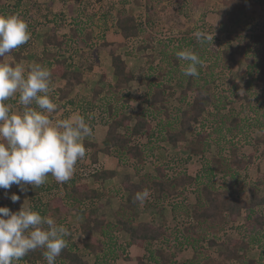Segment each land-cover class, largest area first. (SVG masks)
Returning a JSON list of instances; mask_svg holds the SVG:
<instances>
[{
	"label": "rangeland",
	"instance_id": "rangeland-1",
	"mask_svg": "<svg viewBox=\"0 0 264 264\" xmlns=\"http://www.w3.org/2000/svg\"><path fill=\"white\" fill-rule=\"evenodd\" d=\"M58 1L54 2L55 5L52 8L65 14L64 20H66L67 24L73 23L70 21L71 18L73 19V16L70 15L69 11H76L75 13L77 14L78 11L82 12L84 9L83 11L86 13L91 14L96 11L99 14L96 18L97 26L95 24L88 26L91 27V33L85 34L84 39L86 40L80 39L81 43L77 42L76 45L71 44V31L63 25L64 23L60 20V16L56 13L48 15L51 19H55L54 25L59 23V26L55 27V33L60 35L59 37L64 41L61 48V56H66V63H73L72 61L74 60V65L79 60L77 54L83 53L81 56L84 61L82 63L83 67H87L88 64L92 66L96 64L98 49L101 48L100 54L102 53V56L105 55L106 51L101 46V41L105 38L104 35L107 36L113 31L114 17L117 13H131L139 22L141 21V31L136 38L127 39L121 43L113 36L111 38L117 44L115 46L116 52L125 51L129 53L128 56H134L133 62L129 65L132 73H135L134 79L129 83H122L120 85L121 89L117 94L112 93V95H115L114 100L121 99L119 96L128 100V105L120 113L127 114L132 112V116H134L137 111L148 110L151 107L150 98L146 95L148 90L147 73H150L151 68H154V72L159 71V66L161 65L163 67L171 66V58L178 51L177 45L180 38L182 39L181 43L183 41H190L191 39V43L197 44L201 42L202 45L207 44L210 47L207 57L208 62L205 61L203 66L208 83L210 84V92L220 100L221 104L223 103L222 95L233 97V93L235 92L241 95L244 91L248 90L247 94H244V96L248 97V100L234 98L231 103L229 102L227 105H224V109L220 110V114L227 117L234 115L241 118L235 124L229 125L230 127H227L224 123H220L222 120H225L224 122L227 124L230 119H211V114H207V119H201L203 124L191 122L190 130L185 133L184 138L177 144L158 141L154 136L155 134H153L154 131L151 132L152 135L150 137L148 134L142 136L138 142H146V145L154 148L151 151L146 150V153H144L146 159H143V161L138 160L136 157L126 158L123 155L124 153L121 154L117 150H112L109 156L102 155V153L99 155L95 152L96 148L89 144L85 148V157L78 160L72 177H84V181L89 186L97 187V190L101 193L99 198L94 199L92 202H87L85 205L89 209L88 213L90 216L97 218L104 217L106 221L114 222V213L119 205L120 197L123 195L121 191L123 179L128 178L135 181L142 176L146 178L149 175H155V167L157 165H164L169 176L174 172L183 170L191 175L199 171L203 174L197 182H208L207 184L211 192L218 195L222 193L225 195L233 191L232 187L223 186L222 173L218 169L224 166L216 162V160L219 161L217 159L219 156L228 155L232 153V150L237 152L238 157L242 159L244 164L246 163V168L244 169L242 168L243 164L239 165V162H236L238 168L245 174L243 180L252 184L256 182L258 175L264 176V153L261 152L264 148V128L259 129L256 125L252 124L253 122L247 121L250 117H254L255 111L258 112L257 117H264V81L255 78L256 75L260 74V76L264 77V54L260 51L262 45H264V0H101V2L94 0L95 2L91 1L89 3L88 0H77L76 5L74 4L75 6H72V8L68 7V0H60V3H57ZM15 2V0H0V9L5 8L4 10L9 14L17 15V11L14 10L16 8ZM30 6L35 8L29 1H26L23 10L26 9L27 12L25 13L27 17H34V8H29ZM76 7L78 10H76ZM44 8L46 7L44 6ZM45 12L46 10L42 14H45ZM80 14L77 16H80ZM77 16L75 17L76 19H78ZM39 17H41V14ZM25 19L23 18V20ZM26 21H29L28 18ZM75 25H73L74 28H76ZM102 26L105 27L107 32L101 29ZM37 31L38 33L36 34ZM43 31L44 29H37L36 27L34 32L31 33L30 39L32 41H39L40 37L42 38V35H44L41 34ZM197 31L204 33L206 37L213 36L212 42L210 39L203 42L198 40L195 36ZM31 43L27 42L23 47L32 46ZM143 43L147 44L146 47L138 50L137 46ZM165 50L168 54L166 58L162 55V52ZM183 50H187V48L184 47ZM148 53L152 54L151 58L147 56ZM246 55L252 56L255 60V62L251 63V67L247 66L248 62L244 58ZM103 61L104 63H108L106 59ZM256 61L262 62L259 69L260 74L259 72H255L257 69L255 66ZM208 64L210 66H207ZM105 66L98 67L96 70L94 69V73L92 71L88 72L90 74L93 73L88 78V81L96 83L95 86H99L100 89H105L109 82H113L110 73L101 78L100 71H106L105 68L107 67ZM160 77L161 75L157 76L156 81ZM163 79L167 80V75L161 77V80ZM258 85L260 86L258 87ZM177 90V93H174V96L171 97V101H174V98H176L174 104L179 105L178 103L181 102V99L180 101L178 100L180 89ZM98 95H105L104 91H101ZM88 97L82 95L76 97L73 99L74 104L67 100L60 102V104L64 103L66 105L65 108H60V114L62 116L67 115L68 117L79 114L80 110L77 109L75 103L87 106L86 103L92 105L98 102L97 97V99L93 98V103L90 102L92 99ZM110 97L113 98L111 95ZM54 98L52 100L53 103L61 101L57 95ZM188 99L191 100V97ZM188 99L184 100L185 107L189 105L190 100ZM118 101L120 104L122 103L121 100ZM203 103L206 107L205 113L206 111L215 112L212 109V105L207 101ZM12 105L14 107L15 103ZM167 107L170 109L172 102L167 104ZM14 110L16 114V106ZM88 111L86 112L87 117L85 119L90 121L92 114L90 111L88 113ZM11 112L13 113L12 107ZM103 114L97 115L96 112L97 116L95 119L97 117L99 119L105 117ZM152 126L156 130L155 122H152ZM104 127L106 128L104 124L91 126L92 135L83 138L91 140L89 142L93 143L96 139L102 137V130L100 131V128ZM99 140L96 142H99ZM93 152L97 153L95 155L97 157L96 163L91 161V154ZM115 164H117V170L113 175L114 177L105 181L103 185H101L103 180L96 182L90 175L96 169H110V166ZM213 166L217 168L212 170L211 167ZM243 174L241 177L244 176ZM51 178L49 175L46 177V185H50L49 183L52 182ZM52 183L54 184V182ZM13 186L9 190H6V196L9 197L11 194H14ZM226 186L228 188H224ZM26 187L28 190L23 193L21 192L20 200L17 201L19 210L22 206L30 208L32 205L31 200L27 196V192L32 186L27 185ZM196 188V184L187 185L183 190L178 188L172 194H165L163 203L156 200L155 194L148 190L150 196L146 199V202L142 205L138 202L134 207V217L137 221H148L155 226L164 224V226L173 228L171 235L179 239L181 238L180 242L174 240L176 242L174 245L168 243L166 239L157 242L158 247L165 246L170 251H174L175 256L172 257L173 264H190L195 254L206 257V259L200 260L198 264H261L262 261L259 256L264 258V227L262 228L263 232L255 231L250 233L245 230L244 226L246 227V223H250L251 220V216L247 218L245 210H242L235 220H229L228 217L222 215L223 219L221 222L215 224V228H213L215 230L212 229V225L208 219L204 218L199 226H206L207 230H209L205 238H201V235L197 236L193 234L196 238L193 235L190 236V240L188 239L189 243L184 240L182 230L180 229L190 223H197L191 212L195 210L202 212L208 205V203L204 202L205 197L200 196L198 199ZM241 190L242 187L239 184L235 185L233 195L240 196L242 199L245 198L248 201L249 198L246 192ZM259 194H264V188L259 190ZM254 209H256L257 213L264 214V206L255 207ZM75 212L70 211L67 218L69 225V229H67L69 239L67 242L70 245L79 243L81 237L79 225L85 220L84 214ZM222 212L220 211V213ZM199 230L201 231V228ZM244 234L251 237L249 238L251 240L247 249L234 243L239 237H244ZM210 237L214 238L215 244L211 245L209 243L208 238ZM192 238L195 241L194 246L191 245ZM125 240V235H121L118 238V241L122 243ZM226 246L231 247V251L233 252L230 258L223 253ZM120 252L121 255L114 250V247L106 246L103 254L101 253V256L97 257L98 259L103 258L102 260H97L94 255H88L87 261L90 264H134L135 262H131L140 256L146 261L143 251L134 246H124V249L120 248ZM126 257L130 259H125ZM16 264L26 263L18 261ZM34 264L47 263L37 261ZM55 264L60 263L57 262Z\"/></svg>",
	"mask_w": 264,
	"mask_h": 264
},
{
	"label": "trees",
	"instance_id": "trees-1",
	"mask_svg": "<svg viewBox=\"0 0 264 264\" xmlns=\"http://www.w3.org/2000/svg\"><path fill=\"white\" fill-rule=\"evenodd\" d=\"M0 10L1 15H11L2 8ZM83 16V13L80 14V16H78V20L76 19L74 22L77 29L75 30L79 35L84 32H86V35L87 33H91V27H88L90 25H87V22L89 21L83 18ZM140 22L131 13H117L114 17L113 31L107 36L104 35L105 38L101 41V46L107 49L110 56V68L112 71L113 82H109L105 89H100V87L95 89L94 95H97L101 91H104L105 94L99 97L96 104L92 101V105L86 103L87 106H84L82 104L80 105L79 103H75V106H77V109L80 110L79 115H82L84 118L87 117L86 112L88 110L90 111L92 114L91 120L88 121L85 119L90 126L104 124L106 126V131L101 146L98 145L99 143H91L85 140L83 141L85 148L90 144L96 148L95 152H102L106 155H110L112 150H117L120 151L121 154L124 153L123 155H125L126 158L136 157L138 160L143 161V159H146V155L144 154L146 153V150L151 151L154 148L146 145V142L139 143L138 140H140L142 136H146V134L150 137L152 135V131H154L153 134H155L154 136L158 141H167L170 144H177L184 138L185 133L190 130L191 122L203 124L201 119H207V114H211V119H230L227 124L224 122L225 120L220 122L224 123L227 127L235 124L238 119H241L240 117L234 115L231 117L222 115L220 114V110L224 109V105H227L229 102L231 103L234 98L248 100V97L244 96V94H247L248 90H246V92L244 91L241 95L238 92H235L233 93V97L222 95L223 103L221 104L220 100L214 97L210 92V84L208 83L203 66L205 61L208 62L207 57L209 55L210 47H208L207 44L202 45L201 42L197 44L191 43V39L190 41H183V43H181V38L179 44L177 45L178 51L183 50L184 47H186L187 50H191L197 54L202 61L201 66L198 67L199 75L197 77L183 75L182 68L184 66V62L180 61L176 55H174V57L171 58V66L163 67L161 65L159 66V71L154 72V68H151L150 73H147L146 79L148 83V90L146 95L150 98L151 107L148 110L143 109L139 112L137 111L134 116H132V112L127 114L120 113L121 110L125 109L128 105V100L126 98H122L121 96H119L121 99L114 100L115 95H112V93L117 94L121 89L120 85L122 83H129L134 79L135 75L130 72L127 67V61L132 60L134 56H128L129 53L125 51L116 53L115 46L117 44H115L114 40L111 38L113 36L118 39L120 43L127 39L136 38L141 31ZM28 28L31 33L34 32L35 27L32 23L28 25ZM101 29L106 31L103 26ZM75 34V31L71 32V35ZM61 39L62 38L60 37L59 40L56 39L54 42L52 40L46 41L44 49L60 48L61 50ZM28 42H32V39ZM146 45V43L140 44L137 46V49H144ZM19 50H21V46H19ZM260 51L264 54V45H262ZM11 53L15 54L16 60L20 59L21 56L17 50H13ZM162 55L166 58V55H168L166 50L162 52ZM147 56L151 58L152 54L148 53ZM244 58L248 62V67H251V63L255 62L254 58L250 55H246ZM49 63L51 64V62ZM209 64L207 66H210ZM255 64L257 67L255 72H259L260 74L259 69L261 68L260 65L262 62L256 61ZM160 75L161 77H165L167 75L168 79L161 80L160 77V79L156 81L157 76ZM260 75H256L255 78L258 80L262 79L264 81V77ZM259 86L260 85H258V87ZM177 89H180L178 100L180 101L181 99V102H177L179 105L174 104L176 98H174V101H171V97L174 96V93H177ZM109 93L113 98L110 97ZM189 97H191V100L188 99ZM186 98L190 100L188 103L189 105H187L188 107H185L184 104V100H187ZM118 100H121L122 103L120 104ZM15 101V98H10L6 101V103L10 105ZM204 101H207L210 105H212V109L215 110L214 113L213 111H206L205 113L206 107L204 106ZM170 102H172V107L168 109L167 104ZM65 106L66 105L63 104L61 108H65ZM96 112L97 115L104 113L103 116L105 117L100 119L97 117V119H95L97 116ZM254 114V117H250L247 121L253 122L252 124L256 125L259 129H263L264 117H257V111H255ZM244 121L246 120L244 119ZM152 122H155L156 130H154ZM242 125H244V123H242ZM95 152L91 154V161L94 163H96L97 159L95 156L97 153L95 154ZM261 152L264 153V148ZM217 159L219 161L216 160V162L221 163V165L224 166L223 168L221 167L218 169L222 173L221 176L223 186L227 185L228 187H232L233 191H230L225 195H223V193L219 195L213 194L210 187H208V182H197L203 173L201 174V172L197 171L196 174L191 175L183 170L174 172L169 176L164 165H157L155 167V175H149L146 178L142 176L135 181L129 180L128 178L123 179L121 182V191L123 192V195L120 197L119 205L115 210L114 222L106 221L104 217L97 218L89 215V209L85 207L86 203L99 198L101 193L97 190V188L89 186V184L84 181V177H72L69 181L64 183L54 182V184L51 183L50 185L42 184L39 187L33 186L27 192V196L32 202L30 207L32 210L39 212L45 218L53 219L54 223L59 226H64L66 229H69L67 218L70 211H76L75 213L85 215L84 222L79 225V232L81 233L79 243H73L70 245L67 242V247L61 251L60 255L56 258L55 263L90 264L87 261L88 255H94L97 258L101 256V253L103 254L106 246L114 247V250L121 255L120 248L124 249V246L128 245L134 246L143 251V254H145L144 258H146V261H144L142 256L136 257V259L131 263L173 264L174 261L172 257L175 256L174 251H170L169 248H165V246L158 247L157 242L164 241L166 239L168 243L174 245L177 241L180 242L182 239L175 236L173 237L171 235L173 228L164 226V224L155 226L148 221L136 220L134 217V207L138 202L134 201V196L137 192L147 189L151 193L155 194L154 197L156 200L163 203L165 194L169 195L178 188L183 190L187 185L196 184L198 199L200 196L203 198L205 197L204 202L208 203V205L202 210V212H198L197 210L191 212L197 222L196 224L190 223L180 229L182 230L184 240L188 243L190 242L189 237L193 234H196L197 236L201 235V238H205V235L209 230H207L206 226H199L202 219L207 218L213 229L215 228V224L220 223L223 219L222 215L228 217L229 220H235L237 215L240 214L242 210L246 211L247 218L251 216L250 223H246L247 226H244V228H246L245 230L250 233L255 231L263 232L264 214L257 213L254 208L264 206V194H259V190L264 188V176L258 175V177H256L257 183L254 182L252 184L243 180V178H245V174H243V171L238 168V164H236V162H239V165L243 164L242 168L244 169L246 168V163L244 164L242 159L238 157L235 150H232V153L228 155L225 154L221 157L219 156ZM216 168L217 167L214 166L211 167L212 170H215ZM113 174L114 170L112 169H96L90 175L94 181L99 182L110 178ZM242 174L244 176L241 177ZM237 184L242 187L241 191L246 192V195L249 198L248 201L245 198L242 199L240 196L233 195L235 185ZM227 186L224 188H228ZM13 190L15 194H21L18 186L14 185ZM17 203L18 202L13 203L8 196H6L5 190L0 189V207H8L10 211L17 212L19 211ZM220 211L223 212L220 213ZM134 221H136L135 224ZM199 228H201V231ZM121 235L126 236V240L123 243L118 241V238ZM244 235V237H239L234 243L247 249L251 240L249 238L251 237L246 234ZM193 237L195 236L193 235ZM65 239L68 241V235ZM191 240V245L194 246L195 241L193 238ZM208 241L211 245L215 244L213 237L208 238ZM45 250L46 249L38 248L35 251H31L20 261L25 262L26 264H34L37 261L47 263L43 257V252ZM223 253L228 258L232 257L233 254L231 247L228 246H226ZM193 257L194 259H192L190 264H198L200 260L206 259V257L200 256L199 254H195ZM259 258L262 261L261 264H264V258L261 256H259ZM100 259L102 260L103 258ZM100 259L97 258V260ZM125 259L130 258L126 257Z\"/></svg>",
	"mask_w": 264,
	"mask_h": 264
},
{
	"label": "clouds",
	"instance_id": "clouds-1",
	"mask_svg": "<svg viewBox=\"0 0 264 264\" xmlns=\"http://www.w3.org/2000/svg\"><path fill=\"white\" fill-rule=\"evenodd\" d=\"M202 42L206 37L197 31ZM31 38L28 24L20 16L0 15V189L18 186L21 192L27 185L39 187L50 174L57 183L69 181L78 160L86 155L83 137L92 135V128L82 115L53 120L57 105L49 97L50 70L33 64L25 73L20 66H13L3 58ZM176 57L184 62L183 75L197 77L202 61L191 50H180ZM18 95L22 111L11 112L6 103ZM35 105V107H33ZM150 196L144 189L137 192L134 201L141 205ZM13 203L20 196L8 197ZM68 231L51 218L22 206L17 212L0 207V264H16L31 251L46 249L43 257L47 264H55L56 258L67 247Z\"/></svg>",
	"mask_w": 264,
	"mask_h": 264
},
{
	"label": "crops",
	"instance_id": "crops-1",
	"mask_svg": "<svg viewBox=\"0 0 264 264\" xmlns=\"http://www.w3.org/2000/svg\"><path fill=\"white\" fill-rule=\"evenodd\" d=\"M15 1H16L15 2L16 8H14V10L17 11V13H18L17 15L20 16L22 19L28 18L29 21H26V19H25V21L28 22L27 23L28 25H30L32 23L35 28L37 27V29H42V30L44 29V31L41 33L44 35H42V38L40 37L39 41L38 40L32 41V43H31L32 46L30 45L29 47L24 48L23 47L24 45H21V50H19V47L17 49H15L18 51L19 55L21 56L19 60L15 59V54H13V53L6 55L3 58V60H6V61L10 60V61H12L13 66H20V67L24 68L25 73H27V71L31 68V66L34 63L41 64L42 66H45L50 70V72H51V77H50V90H51V92L49 93V97L51 100H54L55 99L54 96L57 95L58 98H60V100H61V101L54 102L57 105V109L53 114H51V118L54 121L58 120V119L69 118L67 115L62 116V114H60V108L64 104V103L60 104V102H62V101L67 100L69 102H72L74 98L80 97L81 95L87 96V97L89 96L88 98L92 99L90 102L93 101V98L95 99L97 97L99 99L100 95H98V94L94 95L95 89L99 88V86H95L96 83H91V81H88V78L93 75L94 69L96 70V68H98V67L105 66V64H107V66H105L107 68H105L106 71H103V72L100 71L101 78H104L105 76H107V73H110V75L112 77V73H111L112 71L110 68L111 67V60H110V56H109V53H108L106 48H104L106 53L103 56H102V53L100 54L102 49L101 48L98 49L96 64L94 66L88 64L87 67L86 66L83 67V65H82V63L84 62L82 60V57H81L83 55V53L77 54V57L79 60L74 65L73 64L75 62L74 60L72 61L73 63H66V60H67L66 56H63V55L61 56V50L62 49L61 50H60V48H58V49L48 48L46 50L44 49L46 41L52 40L54 42V41H56V39L57 40L60 39V37H59L60 35H57L55 33L56 32L55 27L59 26V23H57V25H54L53 22H56V21H55V19H51L50 17H48V15L50 13L58 14L61 18L60 20L64 23L63 25L66 26L67 28H69V30L71 32L75 31V33H76L75 35L70 34V36H72L70 39V42L72 45L73 44L76 45L77 42L81 43L80 39H84V37H85V33H83L81 35L77 34V32L75 30L76 28H74V26H73V25H75L74 24V22L76 20L75 17L77 15H79L80 13H83L84 14L83 18H85L89 21V22H87L88 25H93V24L96 25V23H97L96 18L99 16V14H97L96 11H94L95 13H91V14L86 13L85 11L84 12L78 11L77 14L75 13L76 11H74V12L69 11L70 15L73 16V19L71 18V20H70L73 23L67 24L66 20H64L65 14L62 13L61 11H55L52 8L53 5H55L54 2L56 0H15ZM26 1H29L32 5L35 6V8L32 6L29 7V8H34L33 15H34L35 19H34V17H27V14L25 13V12H27L26 9L23 10V7H24V4L26 3ZM91 1H94V0H88V3ZM97 2H101V0H97ZM57 3H60V0ZM75 3H77V0H75V1L74 0H68L67 1L68 7H71V8H72V6L76 5ZM91 4H93V3H91ZM44 6L46 8H44ZM44 10H46V12H45V14H42V12ZM76 10H78L77 7H76ZM40 14H41V17H39ZM99 23H100V21H99ZM65 31H66V29H65ZM37 33H38V31L36 32V34ZM84 40H86V39H84ZM61 41H62V43H61V48H62L64 41L62 39H61ZM52 51H54V52H52ZM105 59L107 60L108 63H104L103 60H105ZM49 62H51V64ZM132 62H133V59L127 61V67H128V70L130 72H132V70L130 69L129 65ZM91 71L93 73H91V74L88 73ZM133 74H135V73H133ZM95 76H97V75H95ZM92 95H93V97H92ZM16 97H17V99H16ZM12 98L16 99V101L14 103H15V106L17 107V113H19L20 111H22L23 106L19 104L18 95L14 96ZM11 107L13 108V114H15L14 113L15 110H14V107L12 104H10V108ZM33 107H34V105H33ZM100 131L102 132V135H101L102 137L98 138V139H100L99 142H96L98 139H96L94 142L99 143L98 145L101 146L102 140H104L106 128L105 127L100 128ZM85 140H87V139L83 138L82 143ZM87 141H91V140H87ZM101 153L102 152H98L99 155H101ZM102 155H106V154L102 153ZM107 156H109V155H107ZM110 169L114 170V173H115L117 170V164H115L113 166L111 165ZM49 176H51V175L49 174ZM111 177H114V176H111ZM110 178L103 180V183L101 185H103L104 182L109 180ZM51 181L56 182L53 177L51 178ZM52 182H50L49 184H51ZM44 184H46V183H44ZM98 185H100V184H98ZM95 188H97V187H95ZM5 192H6V190H5ZM14 194H15V192H14ZM19 196H21V194H19Z\"/></svg>",
	"mask_w": 264,
	"mask_h": 264
},
{
	"label": "built area",
	"instance_id": "built-area-1",
	"mask_svg": "<svg viewBox=\"0 0 264 264\" xmlns=\"http://www.w3.org/2000/svg\"><path fill=\"white\" fill-rule=\"evenodd\" d=\"M94 171H95V170H94ZM92 172H93V171H92ZM92 172H91V173H92Z\"/></svg>",
	"mask_w": 264,
	"mask_h": 264
}]
</instances>
